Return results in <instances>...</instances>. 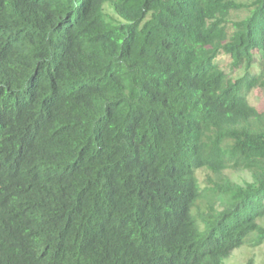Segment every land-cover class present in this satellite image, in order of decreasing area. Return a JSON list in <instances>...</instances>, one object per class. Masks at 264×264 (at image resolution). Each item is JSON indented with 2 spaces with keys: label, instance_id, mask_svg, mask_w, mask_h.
I'll list each match as a JSON object with an SVG mask.
<instances>
[{
  "label": "trees",
  "instance_id": "1",
  "mask_svg": "<svg viewBox=\"0 0 264 264\" xmlns=\"http://www.w3.org/2000/svg\"><path fill=\"white\" fill-rule=\"evenodd\" d=\"M248 235L264 0H0V264H226Z\"/></svg>",
  "mask_w": 264,
  "mask_h": 264
},
{
  "label": "rangeland",
  "instance_id": "2",
  "mask_svg": "<svg viewBox=\"0 0 264 264\" xmlns=\"http://www.w3.org/2000/svg\"><path fill=\"white\" fill-rule=\"evenodd\" d=\"M262 91L256 89L249 94V100L252 104H259L258 95ZM228 175L238 182H243L244 180H250V175L247 172H232L231 170H226ZM199 209H202L204 206V199L197 202ZM197 210L195 207L194 211ZM251 235H248L245 238L244 243L236 248L232 254L225 259L226 264H244L250 257L253 258V264H264V242L258 246H252L249 244Z\"/></svg>",
  "mask_w": 264,
  "mask_h": 264
}]
</instances>
